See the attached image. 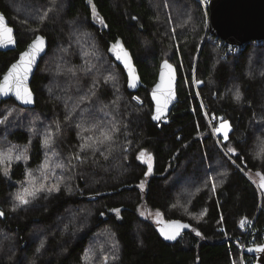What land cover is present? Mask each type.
<instances>
[{
  "label": "trees",
  "instance_id": "16d2710c",
  "mask_svg": "<svg viewBox=\"0 0 264 264\" xmlns=\"http://www.w3.org/2000/svg\"><path fill=\"white\" fill-rule=\"evenodd\" d=\"M0 12L14 28L18 43L16 51L0 52V79L18 53L35 36L43 35L49 49L32 79L36 102L28 110L38 109L44 116L59 112L41 90L47 77L40 70L57 37L64 36V23H45L44 34L29 35L14 20L6 0H0ZM170 15L180 22L177 49ZM192 15L196 28L201 27L200 16L207 18L195 0H68L64 16L93 33L122 75L120 109L113 119L117 142L102 145L112 153L108 159L99 160L101 156L91 151L84 153L83 162L74 166L75 174H71L72 193H65L62 187L50 193L40 191L34 199L27 197L29 204L13 211L18 201L12 195L21 192L27 172L42 171L39 167L46 153L36 140L27 149L29 135L24 130H14L6 138L0 128V145L26 153V161L11 164L7 176L0 167V212L4 215L0 217V264H87L83 260L85 249L99 232L98 247L110 237L117 248L105 264H238L241 250L237 245L241 246L242 236L238 225L243 219L254 222V244L250 247L263 243L264 192L246 175H264V152L257 155L264 143V53L260 52L264 42L247 43L233 54L207 30L215 44L203 41L197 47L198 32L185 25ZM117 41L128 53L133 76L141 83L135 91L129 88V71L117 59L118 50H109ZM77 54L72 56L75 61ZM164 60L176 67L179 102L165 120L155 124L149 93ZM192 77L201 84L198 88L193 86ZM64 83L70 84V80ZM99 96L107 101L108 92L104 90ZM134 97L141 100L140 106ZM7 103L16 104L7 100L0 107ZM206 115L214 120V129L220 117L228 122L227 140L217 135L216 142ZM68 136L73 137L71 133ZM219 143L230 159L222 154ZM63 149L72 152L68 144L64 143ZM214 162L220 164V170L213 168ZM43 170L51 177L50 168ZM182 176L189 182L188 192L195 194L190 200L191 213H204L199 221L180 216L173 209L170 182ZM212 180L218 182L213 185ZM140 205L160 214L162 223L178 222L190 230L167 241L154 223L139 215ZM34 229L43 230L38 239L32 238Z\"/></svg>",
  "mask_w": 264,
  "mask_h": 264
},
{
  "label": "rangeland",
  "instance_id": "374dc122",
  "mask_svg": "<svg viewBox=\"0 0 264 264\" xmlns=\"http://www.w3.org/2000/svg\"><path fill=\"white\" fill-rule=\"evenodd\" d=\"M41 1L42 3H40V0H37V2L35 0H6V3L15 14L14 20L17 21L19 27L26 29V33L29 35L37 32L44 34L45 23L56 21L64 23V36L57 37V42L54 44L51 53L40 70V74L46 75L47 77V83L46 85H42L41 90L48 100L54 102L55 111L59 112H53L48 116H44L38 109L23 110L16 104L7 103L0 107V120H4V123L0 124V128L6 138H10L14 130H24L29 135V144L26 145L27 149L30 148V143L36 140L41 143L42 151L46 153L45 161L39 167L42 171L39 174L27 172L26 178L23 181L26 184L22 183L23 185L20 187L21 192L25 187H28L30 190L33 187L37 188V183L43 185L52 184L54 186L59 182V187H62L65 193L70 194L72 193L71 174H75L74 166L83 162L85 152L91 151L92 154H99L101 156L99 160L108 159L112 154L111 151L102 148L103 144H97L94 141L100 136L101 130H103L112 134V140L108 142H117V127L113 119L115 111L118 113L120 109V96L122 93L120 84L122 82V75L112 66L107 54L101 50L93 33L86 29V26H78L76 23H70V20L68 21L64 16L68 0ZM200 8L202 9L201 6ZM200 17L201 27H195V15L190 16L185 23V25L190 26L191 31L198 32L196 46L199 47L203 41L215 44L214 41L210 40L207 32L208 15L207 18L204 15ZM170 18L171 27H174L172 34L175 36L173 39L177 49L180 46L176 36L180 22L174 20L173 15H170ZM143 48L147 51L145 45ZM64 52L65 55H63ZM260 52L264 53V49H260ZM76 54L78 58L75 61L72 59V56ZM58 65L60 66L58 67ZM52 66L53 68H51ZM262 66H264V60ZM67 73L71 74L74 78H69ZM109 77L111 79H108ZM67 80H70V84L64 83ZM197 82L195 77H192V84L195 88L201 85ZM104 90L108 92V96L105 98L107 101H102L101 96H99ZM60 95L61 99L59 98ZM133 100L139 106L142 104L141 100L137 97H134ZM206 117L207 119L209 118L207 115ZM208 120L216 142L217 135L221 137L222 141H225L224 133L215 131L223 122L222 118L217 119V127L215 129L212 125L214 120ZM229 132L230 128L228 130ZM70 133L73 137L68 136ZM46 139L50 140L48 145L44 143ZM64 143L71 146V153H69V150L63 149ZM84 143L92 145V147H88L81 152L80 148ZM219 145V149L225 158L230 159L229 155L222 149L220 143ZM93 148L96 150L93 151ZM260 148L258 153L262 154ZM0 153L10 155V159L0 164L2 169L6 168L8 170L11 164L26 161V153L22 152V150L10 151L3 144L0 145ZM77 154L80 156L79 160L75 159ZM18 156L20 159H16ZM54 158L56 160L55 164L53 162ZM146 160L149 165L151 163L150 159L146 158ZM220 167L218 162H214L213 168L215 170H220ZM46 168H50L52 171L50 174L51 177H48L44 172L43 169ZM27 174H30V176ZM261 176L264 175L260 174L258 176L257 173H249L246 175L258 190L261 188ZM221 178L223 179V176ZM33 179L35 181L34 184L30 183ZM217 182L216 180H212L213 185ZM188 183L187 178L183 176L180 179L172 178L170 182V187L173 188L174 195L172 206L174 210L179 212L180 216L196 222L203 218L204 213H191L190 200L195 194L188 192ZM143 187V184L142 187L140 185L141 189ZM261 189L264 192V188ZM44 192L48 191L45 190ZM187 194L190 197L189 199L185 198ZM12 196L16 200V196ZM138 213L142 218H146L148 222L154 223L164 239L166 238L161 234V229H164L166 232L175 230L182 231L184 229V225L177 222L162 223V216L149 210L146 206L140 205ZM42 232V229H34L32 238L38 239L42 236ZM100 233L88 241L85 255L88 254L90 259L85 260V255L83 257V260L87 264H105L104 261L108 260L109 257L115 255L117 252L115 243H110L112 240L110 237L108 239L105 237L103 239V246L98 247L97 243L100 242ZM2 234L3 231L0 227V236ZM238 264H240V258H238Z\"/></svg>",
  "mask_w": 264,
  "mask_h": 264
},
{
  "label": "water",
  "instance_id": "95a60500",
  "mask_svg": "<svg viewBox=\"0 0 264 264\" xmlns=\"http://www.w3.org/2000/svg\"><path fill=\"white\" fill-rule=\"evenodd\" d=\"M207 13H208V31L210 33V36L217 39L226 46L243 47L250 42H264V0H209ZM0 14H2L4 17L5 26L7 28L12 29L11 32L12 42L0 46V52L2 53L14 52L17 50V44H18L14 28L10 26L4 14L1 12ZM37 36L43 38L44 41L43 50L39 52L38 55L36 56V59L31 66V70L27 73V79L25 81V86L27 87L28 91L31 93V103H25L23 100L18 99L15 94V89H13L12 91H8L7 89H5L6 94H0V103L7 100H14L18 106L24 109H32L35 106L36 98L31 90V82L38 69L40 61L47 54L49 49L48 39L41 34H38ZM35 38L36 36L26 45L25 49L22 52L18 53L17 59L10 64L6 72L1 76L0 82H3V78L8 73L11 66L19 61L21 54L28 50L29 45L35 40ZM118 60L125 67L124 62L120 59ZM165 62L171 65L170 70L162 68V65ZM162 71H164L165 73V77H164L165 81L168 80L169 75L171 76L170 87L172 94L171 97L167 101H165V98L160 95L161 90H157L156 95L160 101V106L163 108L162 112H158L157 99L153 98V90L156 88L157 84L162 83L161 81ZM133 83L135 86L129 85L131 91H135L141 86V83L136 76H133ZM177 86H178V75H177L176 67L173 64H171L169 61L166 60L162 61L159 66L156 82L152 86L149 93L151 102L153 104L152 117H151L153 123L158 124L161 120L166 119L170 115L172 108L179 102V98L177 94ZM165 103H166V107H163ZM154 116H159V119H153ZM0 217L3 218L4 215ZM184 230L189 231L190 228L188 227L187 229H185L184 226V229L182 231H178L179 235ZM179 235H177L176 238ZM167 241H173V240L168 239ZM237 248L238 250H241L240 245H237ZM244 254L254 259V264H264V242L261 245L253 246L246 249L244 251Z\"/></svg>",
  "mask_w": 264,
  "mask_h": 264
},
{
  "label": "snow or ice",
  "instance_id": "6c2138e0",
  "mask_svg": "<svg viewBox=\"0 0 264 264\" xmlns=\"http://www.w3.org/2000/svg\"><path fill=\"white\" fill-rule=\"evenodd\" d=\"M101 23H103V21H101ZM11 32H12V29L7 28L5 26L4 17L2 14H0V46H3L6 43L12 42ZM43 44H44L43 38L40 36H36L35 40L29 45L28 50L21 54L19 61L11 66L8 73L4 76L3 82H0V94H6L5 89H7L8 91H12L13 89H15V94L18 99L23 100L25 103H31V93L28 91L27 87L25 86V81L27 79V73L31 70V66L34 63L36 56L38 55L39 52L43 50ZM109 50L110 51L118 50L117 59L122 60L125 64V67L128 68V71H129V85L135 86L133 83V70L130 65L128 53L121 47L119 41H117L116 44H114L112 48ZM162 68L170 70L171 65L165 62L162 65ZM164 77H165V73L164 71H162L161 72L162 83L157 84L156 88L153 90V98L157 99V104H158L157 111L158 112H162L163 108L160 106V101L157 98V95H156L157 90H161L160 95L165 98V101H167L171 97V94H172L171 87H170L171 76L169 75L167 81H165ZM108 79H111V77H109ZM235 99L237 102L240 101L241 96H240L239 91L236 92ZM163 107H166V103L163 105ZM153 119H159V116H154ZM2 123H4V120H0V124ZM228 130H229V125L227 121H223L220 124V126L215 129L216 132L224 133L225 140L228 139ZM111 140H112V134L101 130L100 136L94 141V143L104 144L105 142H108ZM44 143L45 145H48L50 143V140L46 139ZM88 147H92V145H89L87 143L82 144L80 148L81 152H83ZM95 150L96 149L93 148V151ZM228 150L230 152L234 151L232 148H229ZM260 152H264V143L261 144ZM259 154L260 153H257V155ZM143 155L144 153H141V156ZM7 159H10L9 154L0 153V164L4 163V161ZM16 159H20V157L18 156L16 157ZM75 159L77 160L80 159L79 154L76 155ZM3 174L5 176L8 175V170L6 168L3 170ZM27 175L30 176V174H27ZM257 175L260 176V173H257ZM30 183L34 184L35 183L34 179L31 180ZM260 187L264 188V176H261ZM45 190H47L49 193L52 191H58L59 182L53 187L47 188V189H45L44 185H40L38 188L33 187L31 190L28 187H25L22 192L16 194L15 198L18 201V204L13 207V211L16 210V207L29 204L30 200L27 197H31L34 199L38 192L45 191ZM0 216H3V212H0ZM161 234L164 235L166 239L174 240L176 236L179 235V232L178 230H175L172 232H166L164 229H161ZM89 259H90V256L86 254L85 260H89Z\"/></svg>",
  "mask_w": 264,
  "mask_h": 264
},
{
  "label": "built area",
  "instance_id": "2783aa9c",
  "mask_svg": "<svg viewBox=\"0 0 264 264\" xmlns=\"http://www.w3.org/2000/svg\"><path fill=\"white\" fill-rule=\"evenodd\" d=\"M195 2H197L202 7V9L206 12V14L208 15L207 12H208L209 0H195ZM221 44H223V43H221ZM230 48H231L230 53L236 54L243 47H230ZM253 223L254 222H250L247 219H243L238 225V230L240 231V234L242 235L240 237V243H241L240 264H254V259L244 258V255H243L245 249L254 244ZM263 242H264V240H263Z\"/></svg>",
  "mask_w": 264,
  "mask_h": 264
},
{
  "label": "clouds",
  "instance_id": "9594fccd",
  "mask_svg": "<svg viewBox=\"0 0 264 264\" xmlns=\"http://www.w3.org/2000/svg\"><path fill=\"white\" fill-rule=\"evenodd\" d=\"M225 45V44H224Z\"/></svg>",
  "mask_w": 264,
  "mask_h": 264
}]
</instances>
